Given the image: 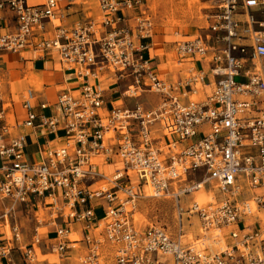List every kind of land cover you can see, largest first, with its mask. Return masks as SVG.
Instances as JSON below:
<instances>
[{"label":"built area","instance_id":"2783aa9c","mask_svg":"<svg viewBox=\"0 0 264 264\" xmlns=\"http://www.w3.org/2000/svg\"><path fill=\"white\" fill-rule=\"evenodd\" d=\"M67 1L94 3L99 14L66 26L59 0L0 2L17 21L15 31L0 33V51L54 50L61 68L79 81L78 91L59 93L50 115L34 111L29 90L22 124L61 132L64 140L48 143L33 163L25 160L26 134L11 136L0 96V203L11 202L3 216L31 196L41 197L57 234L50 250L63 257L83 242L75 264H264L263 216L246 219L264 207V196L244 197L246 188L264 187V0H208L204 30L174 42L182 67L171 80L151 65L155 24L142 9L144 0ZM104 66L111 67V78L129 79L126 96L151 91L160 102L105 111V87L91 81ZM166 120L172 130L162 141L154 125ZM208 184L220 187L221 195L202 204L193 194ZM146 196L174 199L175 233L138 223L137 205ZM102 200L108 208L97 218L95 204ZM36 217L25 247L17 245L20 225L3 226L0 264H17L15 248L22 250L23 264L45 260L37 252L44 215ZM185 217L191 227L198 220L196 239L190 240ZM74 224L80 240H69Z\"/></svg>","mask_w":264,"mask_h":264},{"label":"crops","instance_id":"0c3cea01","mask_svg":"<svg viewBox=\"0 0 264 264\" xmlns=\"http://www.w3.org/2000/svg\"><path fill=\"white\" fill-rule=\"evenodd\" d=\"M6 0H0L5 2ZM30 3H41L43 0H28ZM59 5L67 12L65 20L66 26H72L76 21H85L89 19V15H98L99 8L94 3L72 4L69 5L67 0H59ZM17 29V21L13 12L8 5L0 7V33H9ZM38 31V30H37ZM197 33L182 32L177 28H167L163 25L155 26L151 47V65L159 73L161 78L175 79L180 76L181 65L175 59L174 42L177 39L195 35ZM51 35V32L47 33ZM173 54V55H172ZM111 67H102L99 70L97 78L91 80L98 82L105 87L106 104L104 110H111L116 107L129 106L131 100L136 99V103H142L146 108L155 107L161 100L160 96H154L151 91L144 92L141 97L133 98L124 94L129 79L115 80L111 78ZM123 81V88L117 85ZM79 81L76 79L73 71L61 68L59 65L58 55L54 50L39 51L27 47L20 52L0 51V96L3 99L6 109V122L11 126V136L20 133L26 134L27 146L25 149V160L33 163L41 160V153L47 144L61 145L63 144L62 133L48 132L44 127L30 128L22 123L27 118V111L23 107L24 100L29 97V90L33 91L31 103L34 111L45 115H50L57 110V99L60 92L65 90L78 91ZM141 99V101H140ZM47 102L48 107L41 108V104ZM135 103V104H136ZM40 122L37 118L36 123ZM169 123V122H168ZM167 126V127H166ZM172 130L171 124L167 125V120L157 122L154 125V134L156 137L165 141V134ZM1 164V160H0ZM118 164H110L109 172H114L118 168ZM203 187L197 192L203 191ZM206 194H201L198 200L202 203H209ZM253 195L264 196V187L246 188L244 197L251 199ZM209 197V196H208ZM215 199H213L214 201ZM211 202V201H210ZM11 205L9 200L0 203V231H4L3 226L14 224L20 225L22 231V240L19 247H25L31 240L35 227L38 226L37 217L41 212L42 223L39 226V232L43 238L40 248L37 247L39 257L45 260L38 264H75L78 257L84 252L83 242H79V248L70 249L66 255L61 257L57 253L52 252L48 247L50 241H54L56 237V229L52 224H48L49 211L43 214L44 200L41 197L31 196L28 203H20L8 212ZM96 216L102 218L108 204L105 200L96 204ZM264 207L259 208L252 216L246 218L249 222H255L258 216H264ZM244 225V224H240ZM8 226V227H9ZM5 238V235H1ZM82 235L77 224L72 225V234L69 240H80ZM13 258L17 264H23L22 250L15 248L12 251ZM56 256V260H52L50 256ZM4 264L6 261L4 260Z\"/></svg>","mask_w":264,"mask_h":264},{"label":"rangeland","instance_id":"374dc122","mask_svg":"<svg viewBox=\"0 0 264 264\" xmlns=\"http://www.w3.org/2000/svg\"><path fill=\"white\" fill-rule=\"evenodd\" d=\"M142 9L152 16L155 26L163 25V27L177 28L182 32L191 33H199L203 31L208 25V21L210 20L209 15L211 13L210 2L208 0H144ZM123 84L124 82L121 81L117 87L123 88ZM145 94H154V96H157L156 93H144V95ZM130 102L131 104H129V107H134L136 99H133ZM203 188L204 189L201 192L196 191L193 194V197L197 199L200 197V193L206 194L209 199L208 202L213 201L214 196L219 197V187L217 185H214L212 189L210 184ZM187 200L188 196H185L182 199L183 209L186 208ZM176 207L177 205L173 198L146 196L141 198L138 202V212L136 217L138 223L142 226L154 223L164 226L170 232L175 233L177 231ZM184 219L186 228L191 227L187 224L189 223L188 219L186 217ZM198 224V220H195V225L191 227L194 239L200 235L199 232L201 230L199 229ZM6 229L9 231L8 226ZM223 231H226V229ZM210 233L215 235L218 231ZM190 240L193 239L190 238ZM50 257L52 260L57 259V257L53 255Z\"/></svg>","mask_w":264,"mask_h":264},{"label":"bare ground","instance_id":"6f19581e","mask_svg":"<svg viewBox=\"0 0 264 264\" xmlns=\"http://www.w3.org/2000/svg\"><path fill=\"white\" fill-rule=\"evenodd\" d=\"M202 187H204V185H202L201 188H202ZM201 188H200V189H201ZM219 195H221V189H220V187H219ZM197 199H198V198H197ZM198 201H199V200H198ZM199 202H200V201H199ZM136 216H137V215H136ZM138 217H139V216H138ZM197 234H198V233H197ZM193 237H194L193 234H190V238L194 239Z\"/></svg>","mask_w":264,"mask_h":264}]
</instances>
